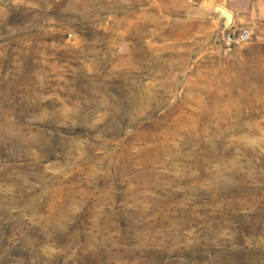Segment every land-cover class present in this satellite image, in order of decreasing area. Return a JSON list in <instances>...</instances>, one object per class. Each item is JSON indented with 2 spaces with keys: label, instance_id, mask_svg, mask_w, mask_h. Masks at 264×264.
<instances>
[{
  "label": "rangeland",
  "instance_id": "rangeland-1",
  "mask_svg": "<svg viewBox=\"0 0 264 264\" xmlns=\"http://www.w3.org/2000/svg\"><path fill=\"white\" fill-rule=\"evenodd\" d=\"M213 0H0V264H264V36Z\"/></svg>",
  "mask_w": 264,
  "mask_h": 264
},
{
  "label": "crops",
  "instance_id": "crops-1",
  "mask_svg": "<svg viewBox=\"0 0 264 264\" xmlns=\"http://www.w3.org/2000/svg\"><path fill=\"white\" fill-rule=\"evenodd\" d=\"M222 17L218 28H249L264 36V0H213Z\"/></svg>",
  "mask_w": 264,
  "mask_h": 264
},
{
  "label": "built area",
  "instance_id": "built-area-1",
  "mask_svg": "<svg viewBox=\"0 0 264 264\" xmlns=\"http://www.w3.org/2000/svg\"><path fill=\"white\" fill-rule=\"evenodd\" d=\"M253 33L249 28H224L216 31L211 39V46L223 54H227L234 48L249 43Z\"/></svg>",
  "mask_w": 264,
  "mask_h": 264
}]
</instances>
